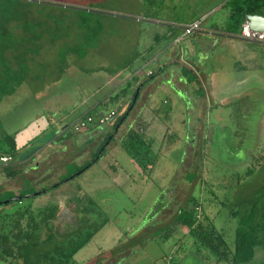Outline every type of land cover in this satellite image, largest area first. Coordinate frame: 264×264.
I'll return each mask as SVG.
<instances>
[{
  "label": "rangeland",
  "instance_id": "374dc122",
  "mask_svg": "<svg viewBox=\"0 0 264 264\" xmlns=\"http://www.w3.org/2000/svg\"><path fill=\"white\" fill-rule=\"evenodd\" d=\"M57 1L66 5L91 7L103 14L105 30L99 46L82 59L71 55L66 58L60 54L57 59L53 51H44L29 80L16 94L0 101V124L3 129L5 127L10 131L16 128L26 133L31 124L38 122L36 118L33 119L34 115L47 106L48 109L51 106L49 110L57 112L51 113L55 120L61 119L65 124L72 123L80 115L84 100L90 97L88 94H93L96 99L114 88L115 76L112 80L111 72L107 73L106 69H119L136 53L143 51L141 57L132 63L133 66L131 64L132 67L125 71L130 74L129 81L136 77L133 85L138 88L148 76L144 72L149 69L158 72V62H150L144 66L146 59L151 58L155 52L165 51L168 44L174 45L172 51L177 48L180 56L185 57L188 65L184 69L196 77L195 81L189 83L192 86L195 108L191 109L189 106L190 109H187L185 101L176 102L171 112L164 109L167 106L164 103L158 105L160 108L156 110L157 117L147 132L157 140L153 152L159 158L152 172H145L119 145L133 115L121 129L118 128L120 132L115 136L116 139L110 143L97 163L75 179L61 184L57 190L49 191V187L59 181V175L63 173V162L50 164L56 161L50 154V159L40 161L38 169L30 168L24 176L35 179L33 183L38 190L46 188L44 193L25 198L21 203L4 206L0 209V217L7 213L14 214L29 204L37 211V208L59 201L62 208L55 223L60 232L65 233L80 224L79 216L82 214H77L75 208L90 211L85 225L88 230L100 228L77 254L75 264H95L96 261L100 264H116L123 257L120 253L122 251L128 257L120 264H231L229 261L217 262L205 249L196 248L193 240L188 237V230L181 225L171 224L175 229L165 233L171 236L169 239L157 236L130 255L133 244L127 238L145 231L155 221V228L151 232L172 223L176 207L185 205L191 195L202 200V210L205 212L203 198L213 196L211 191L214 190L221 206H216L217 216L213 219L219 229L225 230L233 247L238 221L230 216L231 212L241 207L243 210V201L250 199L249 197H258L259 189L264 184V45H259L261 50L258 49V52H252L253 60H248L246 56L251 55L248 54L249 49L241 51L238 45L219 43L212 47L211 44L198 40V44L193 46L192 37L180 41L176 40L178 38L173 39L174 44L172 39H168L172 35L180 37L182 34V29L174 27L172 21L180 23L192 16H199L193 14L205 12H210L206 18L212 17L209 24L215 18H225L226 15L222 14L224 10L212 14L220 0ZM155 19L165 23H155ZM181 24L183 23L178 24V27ZM216 33L222 34L223 31ZM196 34H202L204 38L211 36L203 33L194 35ZM235 36L241 38L239 35ZM245 41L244 45L250 47ZM151 46L153 51L145 50ZM69 59L73 60L71 66ZM96 68L98 69L95 70ZM180 72L182 75L185 73L182 66ZM195 73L199 75V82ZM166 75L164 80L168 81L169 73ZM172 75L175 85L184 89L180 80ZM123 85L125 88V83L122 84V89ZM167 90L172 92L173 99H177L179 94L176 90ZM162 95L163 100L169 97L165 93ZM134 113L136 116L138 111L135 110ZM151 115L153 116L151 110L144 109L140 117L149 119ZM42 117L46 119L43 115ZM42 117L39 118L40 122ZM111 125L112 122L107 130L101 131L102 126L95 127L93 124L89 126L92 128L88 125L79 127L77 123L75 132L79 133L82 140L72 145L73 148L68 149L64 158L69 159L68 155L83 153L84 159L81 162L91 160L104 142L106 132L111 130ZM89 129H92L91 135ZM91 137L95 140L87 142L86 139ZM200 168L203 174L194 182L189 183V179L172 184L178 176H184L186 171L200 172ZM22 187L21 177L7 179L0 174V192L12 190L19 194ZM203 188H206L205 193ZM73 195L81 196L83 200H67ZM167 195L173 199L168 208L157 212L151 221L148 220L150 223L143 226L151 210L156 207L160 210L168 204ZM208 212L213 217L214 212ZM154 213L155 210L152 211ZM160 220L163 223L157 224ZM140 227V232H136ZM2 229L0 220V230L3 231ZM43 231V236H46L48 231ZM60 232L58 235H61ZM121 239L125 244L120 245ZM0 264L9 263L0 257ZM251 264H264V249H258Z\"/></svg>",
  "mask_w": 264,
  "mask_h": 264
},
{
  "label": "trees",
  "instance_id": "16d2710c",
  "mask_svg": "<svg viewBox=\"0 0 264 264\" xmlns=\"http://www.w3.org/2000/svg\"><path fill=\"white\" fill-rule=\"evenodd\" d=\"M45 1L0 0V101L16 94L17 90L29 80L33 70L37 69L36 65L41 60L39 57L44 51H53L57 59H59V54L66 56V58L67 55H71L82 59L91 50L99 46L100 38L105 30L102 13L87 6L66 5L57 0ZM224 8L225 11H228L229 27L226 32L239 35L244 22L247 20L245 17L256 14L264 15V0H226ZM178 37L179 35H172L170 38L176 39ZM152 49L153 46L150 51ZM139 56L140 53H136L124 66L115 70L106 69L107 73L111 72V76L117 78L116 82L117 80L119 83L125 82L130 77V74H126L125 71L133 66ZM72 61L68 60L70 66ZM131 64L132 66H130ZM184 68L187 66H182V70L185 72L183 75L187 82L195 81L196 77ZM152 74L150 78H152ZM150 78L143 81L140 92ZM200 91L203 94V91ZM136 93L137 88L133 91L131 99H128L126 90L121 87H114L108 92H104L97 100L93 99L94 103L98 102L95 107L89 106L86 107L87 109H81V117L77 123L80 120L86 121L88 117H93V121L87 125L102 126L101 131L107 130L110 124L109 121L100 122L102 114L114 112L111 130L106 132L104 142L97 148L91 160L83 164L67 161L64 165L65 172L59 175V181L52 184L49 191L57 190L68 179H75L80 176L103 157L106 149H103L101 153L100 151L104 143L114 141L116 134H118V128L131 116H135L134 107L136 104H133V100ZM76 124L67 125L66 130L60 135L55 132L52 133L53 145H59L72 139L74 131L78 126L80 127ZM147 127L146 120L138 116L136 125L124 134L119 144L145 172H152L157 165L159 156L153 152L155 139L147 137ZM2 140L0 155H10L12 160L0 168V173L7 179L21 177L23 187L19 194L12 190L0 192V202H2L0 209L23 201L21 199L4 204L3 201L7 199L46 189L38 190L33 183L35 179L24 176L33 161L31 159V162L21 165L22 160L15 137L11 134H5ZM56 163L50 164L55 165ZM39 167L40 163L36 164L35 162L31 168L38 169ZM201 171V168L200 172L186 171L184 176H178L172 184L182 183L185 180L189 181V179V183H192L201 175ZM257 196L249 197L250 199L243 201V210L241 207V209L231 212L230 216L237 218L238 221L233 247L228 241L225 230L219 229L215 219L211 218L206 211L198 208L202 206V202L197 196H191L185 205L177 206L173 222L158 228L153 232L152 237L160 236L162 239H169L171 236L165 233L175 229L171 224L181 225L188 230V237L193 240L195 247L205 249L217 262L229 261L231 264H251L257 256L258 249H264V184L260 187ZM84 198L87 199V197ZM167 198L168 204L162 206L160 210H157L156 207L155 213L152 214L151 212L148 220L151 221L157 212L160 213L168 208L173 199L168 195ZM81 199V196L73 195L67 200L80 201ZM210 202H214V199L211 198ZM61 208L62 203L59 201L37 208V211L29 204L15 211L14 214L7 213L0 217L3 226V231L0 230V257L8 261L9 264H75L76 255L92 240L100 227L88 230L85 223L90 211L75 208L74 211L77 214H82L79 216L80 224H76L74 229L65 231V233L60 232L55 221L60 217ZM161 223H163L162 220L157 224ZM155 224L156 221L149 229L155 228ZM44 229L48 231L46 236H43ZM58 232L61 235H58ZM139 239H141L142 245L146 244V241L139 237L136 238L137 244ZM95 264H100V262L96 261Z\"/></svg>",
  "mask_w": 264,
  "mask_h": 264
},
{
  "label": "crops",
  "instance_id": "0c3cea01",
  "mask_svg": "<svg viewBox=\"0 0 264 264\" xmlns=\"http://www.w3.org/2000/svg\"><path fill=\"white\" fill-rule=\"evenodd\" d=\"M223 1L220 0L219 2L216 3L215 9L213 10L212 14L214 12H218L219 10H224V11H222V14L226 15V17L221 19V20L219 18H215L211 24H209L208 21L209 20L211 21L212 17H208L205 19V22H204L205 23L204 25H206L205 26L206 28L211 29V30L216 29L218 31H223V33L222 34L216 33L217 32L216 30H215L216 32H213L212 34L203 33V35L204 34L211 35L208 38H204L202 36V34L201 35L196 34V36L195 35L192 36L193 40L191 42V45H193V46L197 45L198 43H196V42L198 40H201V41L203 40L205 42V44H211L212 47H216L219 43H229V44L234 45V46L238 45L240 47L241 51L249 49L248 54H251V55H249V56L245 55V56L247 57L248 60H253L254 57H253L252 52H258L259 50H261L259 45H261L262 43H253V42L245 41L248 44H250V47H248V46L244 45V43H243L244 39L237 38V36H235V34H233L234 37H232V35L230 33L226 32L227 28L229 27L228 18H227L228 17V11H225V8H224V4H225L226 0L224 2ZM180 4H176V6H179ZM184 8H186V5L184 6ZM208 13H210V12H205V13H201V14H193V15H199V16H192L189 19L183 20V22H180V23H183V24L189 23V22L196 20L200 17H206V15ZM154 22L155 23H158V22L165 23V21L157 20V19H155ZM172 22L174 24V27H176V28L178 27V24H180V23H174L175 21H172ZM168 39H171V38L168 37ZM173 42H174V40L172 39V43ZM262 45H264V44H262ZM173 46L174 45L169 46V44H168L167 48H165V51H161L159 53L155 52L151 56V58L148 57L146 59L147 61L145 62L144 66L148 65L150 62L156 61L155 64H157V62H158V66H157L158 72L156 73L154 69H149L150 71H153L152 78H150V76H147L144 79V80H146V78L147 79L150 78V80L142 88V90L140 92V97L136 101L134 111L135 110L138 111V114L136 116H133L134 118L129 123L127 131L136 125L137 118H138V116L140 117L142 111L144 109H149L153 112V116L151 115L149 119H145L146 122L148 123L146 135L148 138H150V137L154 138L153 136L149 135L147 132H148V129L150 128V126L153 124L155 118L157 117L156 110L160 108L158 105L161 103H164L165 105H167L164 107V109L167 108V110L170 112H171V109L173 107H175L176 102L179 103L182 101H185V103L187 104V106H188L187 109H190V108L194 109L195 108V106H193L194 101H193V97H192L193 96L192 95V86L189 84V82H187V79L185 78V76L182 75V73L180 72L181 66H187L188 64L185 63L186 62L184 60L185 57H183L182 55L180 56V53H179V51H177V48H175V50L172 51ZM150 48L145 49V50L150 51ZM152 51H153V49H152ZM142 52L143 51L140 52L139 57H141ZM214 56H216V54H214ZM144 68L146 69V67H144ZM167 73H169V77L167 78L169 80L165 81L164 79H165V76H167L166 75ZM144 74H146V72H144ZM172 74H174V76H175L173 78H175V79L177 78L178 80H180V82L184 85V89L175 85L176 82L171 79L173 76ZM141 77H139V78H141ZM113 78L114 77L112 76V80H113ZM129 78L126 80V81H128V83L126 81L119 83V81L117 80V82L115 83L116 85L114 86L115 88L121 87L122 84L125 83V88L123 85V90L127 91L128 99L132 95L134 89H136V88H134V85H133V83H134L133 81L134 80L136 81V77H132V79L130 81H129ZM114 79L116 81L117 78L115 77ZM168 86H170V87H168ZM167 88H171L172 90L177 91V93L179 94L177 99H173L174 97H172V92L168 91ZM163 93L169 95V97H167V99H165V100H163V95H162ZM88 96H90V97H88L84 100V104H83V106L80 107V110L83 108H86V107L88 108L89 106L95 107L98 104L97 101L95 103L93 102V99H95L94 98L95 96L93 94H90V95L88 94ZM95 100H97V98ZM189 106H190V108H189ZM45 108L40 109V111L34 115L33 119L36 118L38 120V122L31 124V126L28 127V131H26V133H22L21 131H19L16 128H14L10 131L6 130L5 127H4V129L1 128L0 129V145L3 143L2 139H3L5 134L13 135L16 139L17 148H18V151L20 153L21 160H22L21 165H24L27 162H31V159L33 161L32 164H34L35 162H36V164H39L41 160L50 159L49 158L50 154H52V156L55 157V159H54V160H56L55 162H57V161L59 163L63 162L64 165L67 161H74L78 164H83V163L89 161V160H86L84 162L80 161L83 158L82 157L83 153L80 155H76V156L68 155L69 159L64 158L65 153H68V149L73 148V147H71L72 145H74L76 143L78 144V141L82 140V138L78 136L79 133H76L75 131H74L72 139L65 141L59 145H53L51 134L52 133L54 134V132H55L56 134L60 135L64 130H66L65 128L69 124L62 123L61 119L59 121L55 120L56 118L53 115H51V113H53L54 110H49V109H51V106H49V109H48V106ZM54 113H57V112H54ZM81 113L82 112H80V115L78 116V118L70 124H72V125L76 124L77 121L81 117ZM42 115L44 117H46V119H44L42 117ZM40 117H42L41 122L39 121ZM189 118L190 117H188L187 120H189ZM124 125H125V123L122 124L119 129H121ZM89 128H92V127H89ZM119 129H118V132H120ZM91 134H92V129H89V135H91ZM94 140L95 139L93 137H91L90 139L89 138L86 139L87 142L88 141H94ZM155 144H157V140L154 142V145ZM58 146H61V147H58ZM26 151H27V153H26ZM58 152L60 153V155ZM56 155H58V157H56ZM34 157H35V159H33ZM62 158H64V161H61V160H63ZM32 164L30 165V168L32 167ZM64 165L62 167L63 173L65 172ZM30 168H28L27 171H29Z\"/></svg>",
  "mask_w": 264,
  "mask_h": 264
},
{
  "label": "built area",
  "instance_id": "2783aa9c",
  "mask_svg": "<svg viewBox=\"0 0 264 264\" xmlns=\"http://www.w3.org/2000/svg\"><path fill=\"white\" fill-rule=\"evenodd\" d=\"M206 17H201L199 19H196L192 22L189 23H184L179 25V27L182 29V34L180 37H178V41L182 40L183 38L191 37L195 33H209L212 34L213 32H216L215 30H211L205 27L204 22H205ZM239 36L243 39L249 40V41H258V42H263L264 43V32H257L254 31L250 28L249 22L246 20L243 24L242 30L239 34ZM153 72L150 70H147L146 74L150 76ZM115 113H106L102 114V118L100 119L101 123L105 122H111L112 118L114 117ZM93 121V117H88V119L85 120H80L78 125L80 127L86 126L87 123H91ZM12 160V157L10 155H0V168L3 167L4 165L8 164Z\"/></svg>",
  "mask_w": 264,
  "mask_h": 264
},
{
  "label": "flooded vegetation",
  "instance_id": "af4514ba",
  "mask_svg": "<svg viewBox=\"0 0 264 264\" xmlns=\"http://www.w3.org/2000/svg\"><path fill=\"white\" fill-rule=\"evenodd\" d=\"M192 36H194V35H192ZM191 36V37H192ZM241 39H243V38H241ZM244 40H246V39H244ZM246 41H249V40H246ZM249 42H253V43H262V44H264L263 42H258V41H249ZM196 74V73H195ZM196 76H197V82H199L198 81V79H199V75L198 74H196ZM205 76H206V74H205ZM206 78H207V76H206ZM207 81H208V78L206 79ZM215 104V103H214ZM194 134V133H193ZM116 135H118V134H116ZM189 139H190V137H188V141H189ZM195 137L193 138V141H195ZM110 145V142L109 141H106V143H104V145L102 146V149H101V151H100V153L103 151V149H108V146ZM194 145V144H193ZM138 164V163H137ZM139 165V164H138ZM140 166V165H139ZM203 171H201V175L203 174L202 173ZM200 175V176H201ZM199 176V177H200ZM68 180H70V179H68ZM67 180V181H68ZM66 181V182H67ZM203 191H204V193H205V191H206V189L205 188H203ZM213 193V197H210V196H206V197H204L203 199H204V203H205V207H206V209H205V211H206V213L208 214V215H210V217L211 218H215L217 215H216V212L218 211L217 209H216V206H221V204L219 205L218 204V202H217V198H216V192L214 191V190H212L211 191V194ZM191 196H196V195H191ZM190 196V197H191ZM189 197V198H190ZM197 198L198 199H200L198 196H197ZM211 198H213L214 199V202H210V199ZM201 202H202V200H200ZM183 206V205H182ZM203 202H202V206H199L198 208L199 209H203ZM208 210H210V211H213L214 213V215H213V217L211 216V214L208 212ZM153 210H151L150 212H149V214H148V217L146 218V220H145V222H144V224H143V226H146V224L147 223H150V221H148V219H150V214H151V212H152ZM150 227V226H149ZM149 227H148V229H146L145 231L143 230L141 233H139L138 235H133V236H131V237H129V238H127V239H129V241H131L132 242V244H133V246H132V249H131V251H130V253H129V255L130 254H132V253H135V252H137L140 248H143L144 247V245H142L141 244V239H139L138 240V244H137V242H136V238H142V240H145L146 242V244H148V243H150L151 241H152V234H153V232H151V230L149 229ZM140 230H141V227L136 231V232H140ZM47 235H48V233H47ZM139 241H140V244H139ZM119 243H120V245L121 244H125V242H123V240L121 239L120 241H119ZM134 243H136L137 245H135ZM120 252V251H119ZM121 253V256L123 255V257L122 258H120L119 259V261L116 263V264H120L121 262L123 263V262H125V260L127 259V257H128V255H125L124 253H125V251H122V252H120ZM77 256V255H76ZM116 258H118V257H116ZM77 262V261H76Z\"/></svg>",
  "mask_w": 264,
  "mask_h": 264
},
{
  "label": "water",
  "instance_id": "95a60500",
  "mask_svg": "<svg viewBox=\"0 0 264 264\" xmlns=\"http://www.w3.org/2000/svg\"><path fill=\"white\" fill-rule=\"evenodd\" d=\"M245 19H247V21L249 22V26L252 30L257 31V32H264V15H248L247 17H245ZM140 89L141 86L137 88V93L134 97L133 100V104H136V100L138 98V95L140 93ZM41 193H44V191H36L35 193H30L24 196H16L14 198L11 199H7L5 201H3L4 204L10 202V201H19L21 199H25V198H29L32 196H37ZM2 204V202H0V205Z\"/></svg>",
  "mask_w": 264,
  "mask_h": 264
}]
</instances>
